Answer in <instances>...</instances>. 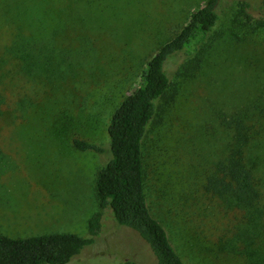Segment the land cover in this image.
I'll return each instance as SVG.
<instances>
[{
    "label": "rangeland",
    "instance_id": "rangeland-1",
    "mask_svg": "<svg viewBox=\"0 0 264 264\" xmlns=\"http://www.w3.org/2000/svg\"><path fill=\"white\" fill-rule=\"evenodd\" d=\"M206 1L0 0L1 233L88 237L89 219L100 212L94 244L69 264H155L141 237L99 204L95 184L109 154L81 151L73 141L108 148L116 108L150 58ZM240 2L248 3L251 23L264 17V0H221L195 75H176L184 53L167 61L178 94L145 139L148 203L186 264H247L234 241L237 212L202 188L224 144L220 112L249 105L255 112L261 136L252 152L264 193V27L244 25ZM20 29L38 34L45 46L55 34L57 55L39 76L24 74L3 51ZM260 246L264 251V240Z\"/></svg>",
    "mask_w": 264,
    "mask_h": 264
},
{
    "label": "trees",
    "instance_id": "trees-1",
    "mask_svg": "<svg viewBox=\"0 0 264 264\" xmlns=\"http://www.w3.org/2000/svg\"><path fill=\"white\" fill-rule=\"evenodd\" d=\"M220 3L221 0H207L194 10L184 27L150 58L139 76L137 87L112 114L107 149L79 139L73 141L81 151L109 154L96 179L99 204L112 211L119 226L129 228L141 237L150 248L155 264L186 263L148 203L145 139L149 126L167 111L178 94L177 83L166 71L167 61L184 53L187 58L176 75L182 79L195 75L205 61L206 41L219 20ZM248 7L247 2L239 3V19H243L244 25L250 28H263L264 17L251 23ZM54 37L55 34L49 40L50 44L45 46L38 34L36 37L34 34L26 35L20 29L3 51L21 62L24 74L39 76L57 55ZM3 73L2 78L6 80L10 74ZM5 101L0 94V108ZM220 113L218 123L224 130V144L202 188L228 209L237 212L239 225L234 241L238 243L246 263L264 264V251L260 246L264 240V193L257 173L259 159L252 152L259 145L261 131L255 124V112L250 105ZM4 161L5 155L0 150V166ZM100 222L101 213H94L88 222V237L48 233L12 238L0 232V264H69L85 246L94 244ZM122 264L138 263L125 259Z\"/></svg>",
    "mask_w": 264,
    "mask_h": 264
}]
</instances>
